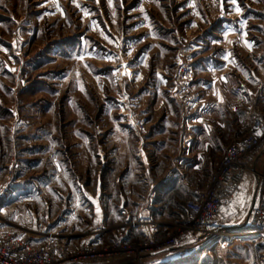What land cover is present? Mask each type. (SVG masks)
Here are the masks:
<instances>
[{
    "label": "rangeland",
    "instance_id": "obj_1",
    "mask_svg": "<svg viewBox=\"0 0 264 264\" xmlns=\"http://www.w3.org/2000/svg\"><path fill=\"white\" fill-rule=\"evenodd\" d=\"M263 50L264 0H0V220L78 240L104 224L111 238L146 201L170 229L248 129L258 100L236 90L238 72L248 75ZM183 65L201 108H184ZM150 177L173 195L151 197ZM254 185L244 184L227 223L245 218ZM223 236L210 263L264 264V241Z\"/></svg>",
    "mask_w": 264,
    "mask_h": 264
},
{
    "label": "built area",
    "instance_id": "obj_2",
    "mask_svg": "<svg viewBox=\"0 0 264 264\" xmlns=\"http://www.w3.org/2000/svg\"><path fill=\"white\" fill-rule=\"evenodd\" d=\"M193 75L189 65H183L179 71L177 89L186 110L201 108L200 104L192 105L188 90ZM252 113L246 132L226 149L221 164L209 176L204 189L185 203L184 211L170 229L160 220L142 216L146 201L139 202L138 220L128 222L129 227L124 232L113 231L111 238L107 237L111 231L107 227L95 229L78 240L75 234L54 229L7 228L0 220V264H167L179 256L177 248L208 234L244 236L241 233L249 232L252 234L247 237L263 242L264 112ZM139 128L144 129V126L140 124ZM19 171L20 166L15 164L9 174ZM251 177L255 200L246 222L248 228L238 231L225 223L224 218L235 215L238 200L244 203L242 188ZM165 252L169 253L168 257L151 258Z\"/></svg>",
    "mask_w": 264,
    "mask_h": 264
},
{
    "label": "crops",
    "instance_id": "obj_3",
    "mask_svg": "<svg viewBox=\"0 0 264 264\" xmlns=\"http://www.w3.org/2000/svg\"><path fill=\"white\" fill-rule=\"evenodd\" d=\"M209 64L210 65H209L207 71H210V74H213L215 69L213 68L211 60H210ZM251 65H252L251 67L247 66V67H249V68H247V70L249 71L248 75H243L244 73L242 74V72H238L240 74V76L238 77L240 86L236 90H238L241 93H244L243 95L245 97H249L250 99L256 98V100H258V104L256 107H254L253 111H260L259 109L264 108V50L262 52H258V56H256V61H254V64H251ZM193 67L195 68V70L197 72L200 69V65L198 63L194 64ZM216 73H217V71H216ZM254 85L257 87V90H255L256 91L255 93H254V89L250 88V86H254ZM209 86L210 87L212 86V88H217V84L215 82H213V84L211 83ZM246 86H248V87H246ZM218 103L219 102L217 101L216 103L211 104L207 111H201L194 118L193 117L189 118L185 124L186 127H188V130H190L193 127L192 124L195 120L201 121V123H206L205 119L209 115L214 114V112L218 106ZM166 115L169 116L168 113ZM192 134H193L192 131L186 130L184 133V139L182 140L183 149L184 150L186 149V151L183 150V152H185L187 154V156H185L186 159H189V157H188L189 150L188 149L190 148L191 143H193L190 141H193V139H194ZM143 143L144 144L150 143V140L146 139V141H144ZM145 145H147V144H145ZM198 166L199 165H196V168ZM172 177H174V178L178 177V174H175V175L172 173L168 174L167 177H165L164 181L171 180ZM146 180L147 181H150V180L153 181L152 185H154V186L151 189V197L155 198L156 196H159L161 194L162 190L167 191L168 189H169V191H171L170 194L173 195V193H174L173 189L171 187L166 186L167 185L166 182H165V184H162V183H156L155 184L154 177H150L148 179L146 178ZM252 198L253 199L251 200L250 205H252V203L255 200L254 195ZM154 205L157 206L160 204H156V203L155 204H149L147 206V208L144 210V212L141 214L144 218H154V219L161 221V218L159 219V217H156V215H158V214L156 213L157 209L154 208ZM99 206H101V210H103V212H104L105 209L102 208V205L100 203H99ZM123 212L127 213L129 216L131 211L129 208H125V211H123ZM180 214L181 213H179V215ZM249 216H250V209L248 208L247 214H246L244 219L235 220V221H237V222L234 221L235 224H232L233 221H230V223H228V224H230L235 229L239 230L241 228H244L243 225L246 224V222L249 219ZM242 221L244 223L243 225L238 224ZM224 222L225 223L228 222V221H226V217L224 218ZM100 228H106V226L103 224V225L96 227V229H100ZM44 229L46 230L48 228H44ZM44 229H41V230H44ZM32 230L38 231L40 229H36V230L32 229ZM221 237L224 238V236L221 234H208L206 236H202V237L200 236L199 238H196V239H193L189 242H186L183 246L176 249V251L179 255L178 257L180 258L178 260V264H212V263H210L211 261H209V257H210V255H212L213 249H212V251L209 249H211V247L213 245L217 244L220 241ZM207 250H208V253L206 254L205 251H207ZM168 256H169V253L165 252V253L155 254L151 258H163V257H168ZM205 256L208 258V260L207 259L204 260Z\"/></svg>",
    "mask_w": 264,
    "mask_h": 264
},
{
    "label": "bare ground",
    "instance_id": "obj_4",
    "mask_svg": "<svg viewBox=\"0 0 264 264\" xmlns=\"http://www.w3.org/2000/svg\"><path fill=\"white\" fill-rule=\"evenodd\" d=\"M241 234H243V235H247V234H252V233H241ZM232 235H235V234H232ZM240 235V234H239Z\"/></svg>",
    "mask_w": 264,
    "mask_h": 264
}]
</instances>
